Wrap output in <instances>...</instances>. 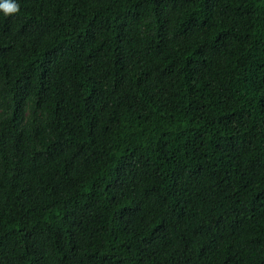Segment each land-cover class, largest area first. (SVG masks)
Here are the masks:
<instances>
[{
    "label": "trees",
    "instance_id": "obj_1",
    "mask_svg": "<svg viewBox=\"0 0 264 264\" xmlns=\"http://www.w3.org/2000/svg\"><path fill=\"white\" fill-rule=\"evenodd\" d=\"M0 10V264H264V0Z\"/></svg>",
    "mask_w": 264,
    "mask_h": 264
},
{
    "label": "clouds",
    "instance_id": "obj_2",
    "mask_svg": "<svg viewBox=\"0 0 264 264\" xmlns=\"http://www.w3.org/2000/svg\"><path fill=\"white\" fill-rule=\"evenodd\" d=\"M0 10L5 15L13 14L19 11V5L14 0H0Z\"/></svg>",
    "mask_w": 264,
    "mask_h": 264
}]
</instances>
